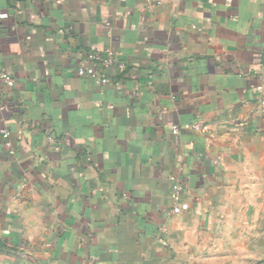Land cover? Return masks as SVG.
<instances>
[{"label": "crops", "instance_id": "obj_1", "mask_svg": "<svg viewBox=\"0 0 264 264\" xmlns=\"http://www.w3.org/2000/svg\"><path fill=\"white\" fill-rule=\"evenodd\" d=\"M0 11L13 150L0 138V264H229L233 179L264 148V0H0ZM87 51L126 67L101 86L78 74ZM173 174L190 204L176 214Z\"/></svg>", "mask_w": 264, "mask_h": 264}, {"label": "rangeland", "instance_id": "obj_2", "mask_svg": "<svg viewBox=\"0 0 264 264\" xmlns=\"http://www.w3.org/2000/svg\"><path fill=\"white\" fill-rule=\"evenodd\" d=\"M240 163L244 167L233 179L238 200L229 203L237 214L226 225L223 244L229 247V264H264V148Z\"/></svg>", "mask_w": 264, "mask_h": 264}, {"label": "built area", "instance_id": "obj_3", "mask_svg": "<svg viewBox=\"0 0 264 264\" xmlns=\"http://www.w3.org/2000/svg\"><path fill=\"white\" fill-rule=\"evenodd\" d=\"M148 8H154L157 6L164 5L168 0H145ZM8 14L6 12L0 11V19L7 18ZM114 64L118 65L120 68L126 67V61L118 60L117 56L112 51H107L104 55H97L92 51H87L79 62L78 74L80 76H87L95 80L99 85L105 86L110 83V78L108 75V69ZM1 77L6 83L10 84L12 82L10 76L3 72ZM255 111L258 113H264V93L256 97L255 99ZM195 131L202 133L207 132L208 125L198 121L192 125ZM179 125H173L172 131L179 132ZM11 131L8 127H0V138L4 140L5 146L12 150V142L10 140ZM172 180V191L171 198L172 204L169 208V213L176 214L181 213L190 208L188 201L184 199V182L175 174L170 176Z\"/></svg>", "mask_w": 264, "mask_h": 264}]
</instances>
